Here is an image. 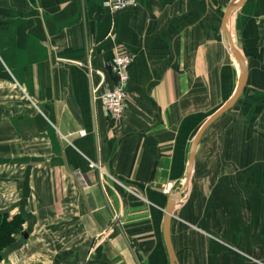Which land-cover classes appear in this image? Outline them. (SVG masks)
<instances>
[{
    "label": "crops",
    "instance_id": "0c3cea01",
    "mask_svg": "<svg viewBox=\"0 0 264 264\" xmlns=\"http://www.w3.org/2000/svg\"><path fill=\"white\" fill-rule=\"evenodd\" d=\"M104 2L0 0V83L19 98L0 102V214L20 215L27 233L4 264H170L167 197L185 180L192 133L238 81L221 34L227 0H136L115 14ZM228 31L247 82L201 136L175 198L176 264H264V0H245ZM116 45L133 59L113 122L83 64L114 84Z\"/></svg>",
    "mask_w": 264,
    "mask_h": 264
},
{
    "label": "water",
    "instance_id": "95a60500",
    "mask_svg": "<svg viewBox=\"0 0 264 264\" xmlns=\"http://www.w3.org/2000/svg\"><path fill=\"white\" fill-rule=\"evenodd\" d=\"M245 0H230L229 3L226 5L223 16H222V22H221V34H222V40L225 44V46L229 49L230 53L232 54L233 58L235 59L238 70H239V76L236 88L233 92V94L230 96V98L218 109L216 110L209 118H207L202 124H200L195 131L191 135V144L189 147V153H188V162H187V168H186V176L185 180L180 188L175 190L172 194L168 195L167 197V204L164 209V222H163V237L165 246L169 255V261L170 264H176V257L172 248L170 236H169V228H170V221L173 215V210L175 206V198L179 197L185 190L187 189L189 185V180L191 177V171L193 162L195 159L196 154V148L199 143V140L201 139V136L206 131L207 128H209L220 116H222L224 113L228 112L230 109L233 108V106L236 104V102L239 100L240 96L242 95L246 82H247V64L245 61V57L242 54L240 48L236 44L234 38L229 34L228 31V24L229 20L234 13V11L241 6L244 3ZM112 77L116 79L115 75L113 74ZM21 236L26 237L27 233L23 232L21 233ZM1 260V255H0Z\"/></svg>",
    "mask_w": 264,
    "mask_h": 264
},
{
    "label": "built area",
    "instance_id": "2783aa9c",
    "mask_svg": "<svg viewBox=\"0 0 264 264\" xmlns=\"http://www.w3.org/2000/svg\"><path fill=\"white\" fill-rule=\"evenodd\" d=\"M104 7L111 14L121 12L127 9H133L137 7L136 0H105ZM132 62L131 56L128 54H114L110 68L116 79L114 87L103 91L100 96V102L103 111L114 121L118 120L124 113L125 100L127 99L126 87L129 81V66ZM94 71L90 69L89 75L92 78ZM99 76V86L103 84L104 77L100 72H95ZM79 135H84V130L79 131ZM91 164L90 167H93ZM118 217L114 218L116 223Z\"/></svg>",
    "mask_w": 264,
    "mask_h": 264
},
{
    "label": "rangeland",
    "instance_id": "374dc122",
    "mask_svg": "<svg viewBox=\"0 0 264 264\" xmlns=\"http://www.w3.org/2000/svg\"><path fill=\"white\" fill-rule=\"evenodd\" d=\"M229 1L230 0H227V3H226V5L229 3ZM226 5H225V7H226ZM223 12H224V10H223ZM233 37V36H232ZM234 40H235V38H234ZM235 42H236V40H235ZM236 44H237V42H236ZM116 53H118V54H128L127 52H125L123 49H122V47L120 46V45H116L115 46V48H114V52H113V56H114V54H116ZM129 56H131V58H132V55H130V54H128ZM113 58V57H112ZM133 59V58H132ZM231 59V64H233L234 65V68H235V72H236V70L238 69L237 67H236V65H235V62H234V60L232 59V58H230ZM112 61V60H111ZM132 63V62H131ZM131 65V64H130ZM83 66L85 67V69H86V71L89 73L90 72V69L91 70H93L94 71V74H95V72L97 71V72H100L101 74H102V76L104 77V81H103V84L101 85V86H99V81H100V78H99V81L97 82V83H92L91 82V76L88 74V77H89V81H90V97H91V99L92 100H97L99 103H100V106H101V102H100V96L102 95V93H103V91H105V90H109V89H111V88H113L114 87V84H109V82H108V80H107V75H106V73L104 72V71H102V70H94V69H92V66H91V64H90V62H87V63H85V64H83ZM130 67V66H129ZM128 72H129V70H128ZM17 85L15 84V82H13L12 80H10V81H6V82H3V83H0V91H4V94L3 95H1L0 96V102L1 103H4V104H8V105H11V106H14V101H17V103L19 102V98L18 99H15V95H13V94H11V92H13V91H16V93H17ZM126 92H127V87H126ZM127 95H128V93H127ZM24 97V96H23ZM127 98H128V96H127ZM126 101H127V99L125 100V106H126ZM13 108V107H12ZM101 108H102V106H101ZM125 110V109H124ZM124 114V113H123ZM123 116V115H122ZM122 116L118 119V120H120L121 118H122ZM118 120H116V121H118ZM113 122H114V120H113ZM84 134H85V131H84ZM77 135H79V132H77ZM80 136V135H79ZM63 138H68V137H63ZM191 142V141H190ZM91 164H94V166L93 167H90V165ZM88 166H89V169L90 170H96L97 172H98V174H99V177L100 178H102V179H105V178H109L108 176H107V174L106 173H104V172H102L101 171V168H100V166H98L95 162H88ZM77 177L79 178V179H81V180H83V176L80 174V173H77ZM86 185V184H85ZM85 187H87V186H85ZM162 194H165V195H167L170 191H171V189H173V186H172V183H167V184H164V185H162V186H160V187H158L157 188ZM3 192V190H1L0 191V193H2ZM186 193V191L185 192H183L182 194H181V198H184V194ZM16 236H18V237H20L19 236V234L18 235H16ZM11 245H13V244H11ZM11 245L10 246H8V247H11ZM7 247V248H8ZM7 248H5V249H3L1 252H0V255H1V257L2 256H5V254H6V252L8 251V249ZM6 251V252H5ZM5 252V253H4ZM26 253V252H25ZM34 255V254H33ZM25 257V259L26 260H29V256H24ZM6 258V257H5ZM7 259V258H6ZM6 259H4L3 260V262L5 261V262H7L6 261ZM0 264H4V263H2L1 261H0Z\"/></svg>",
    "mask_w": 264,
    "mask_h": 264
},
{
    "label": "trees",
    "instance_id": "16d2710c",
    "mask_svg": "<svg viewBox=\"0 0 264 264\" xmlns=\"http://www.w3.org/2000/svg\"><path fill=\"white\" fill-rule=\"evenodd\" d=\"M23 223L20 215L9 218L7 214H0V252L13 244L15 236L22 233Z\"/></svg>",
    "mask_w": 264,
    "mask_h": 264
}]
</instances>
